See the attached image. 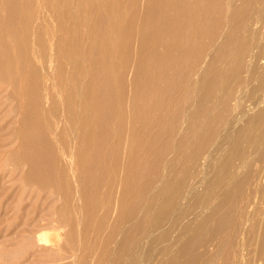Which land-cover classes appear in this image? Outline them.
<instances>
[{
  "label": "bare ground",
  "instance_id": "bare-ground-1",
  "mask_svg": "<svg viewBox=\"0 0 264 264\" xmlns=\"http://www.w3.org/2000/svg\"><path fill=\"white\" fill-rule=\"evenodd\" d=\"M40 5L0 0V94L9 99L2 114L12 118L2 146L21 182L12 206L28 183L36 195L45 189L38 217L30 221L35 225L60 201L49 219L77 232L71 250L65 244L70 264L83 262L80 235L100 246L95 264L122 258L143 264L167 223L200 207L175 239L171 228L165 230L173 242L155 252L157 264H264V69L247 92V77L264 56V0H43L50 31L35 25ZM23 63L29 66L24 73ZM65 64L67 92L51 91L56 78L62 85ZM249 92L255 99L247 102ZM48 98L70 127L79 123L67 147L58 123L41 120ZM184 102L190 112L166 154L170 140L161 145L164 138L150 132L171 130ZM106 135L118 137L114 152L105 148ZM211 159L219 166L206 178ZM13 173L1 179L10 182ZM18 231L25 235L24 228ZM29 237L33 251L50 253L40 260L52 264L57 238L42 228Z\"/></svg>",
  "mask_w": 264,
  "mask_h": 264
},
{
  "label": "rangeland",
  "instance_id": "rangeland-1",
  "mask_svg": "<svg viewBox=\"0 0 264 264\" xmlns=\"http://www.w3.org/2000/svg\"><path fill=\"white\" fill-rule=\"evenodd\" d=\"M40 2H41L40 12L38 15V19L35 22V25L37 27L39 25V28L41 29V31L42 30L50 31V28L52 26V23L50 21V17L47 15L45 16L44 13L46 12V9L43 5V0H40ZM34 4H35V1H34ZM33 6H35V5H33ZM75 9L77 10V9H79V7L75 8ZM78 14H79V12H78ZM32 19H33V16H32ZM222 21H223V18H222ZM31 24H30V27H31ZM54 24H55V21H54ZM78 28H79V26H78ZM81 29H82V27H81ZM220 31H221V26H219V28L217 27L216 31L212 35L210 42H209V46L217 38ZM56 35H57V29L55 30V37H56ZM42 36L44 37V35H42ZM263 43H264V26L261 28V45ZM25 44H26V50H31V43L28 39H27ZM205 51H206V48L203 50L202 55L197 58L196 65L194 67L195 69L199 67V64L202 60V57H203ZM257 52H258V50H257ZM42 53H43V49L40 51V54H42ZM259 58L261 59L259 61V63L256 65H253V67H252V70H255V72L254 73L250 72V74L247 77L248 82H250L248 84L247 92L250 90L252 85H254L258 82V78L260 76V73L262 76L263 69H264V56H261ZM42 59H43V62L45 63L44 56H42ZM68 67L69 66L66 65V68L64 69V71H62L63 72V74H61V77L63 79V80H61L62 85L60 83V79L56 78L58 80V85L54 86V88L52 87L51 91H54L58 87V89H62L63 94H65L67 92L66 89H68L69 85L71 84V79L69 78V75L67 76ZM28 68H29L28 64L23 63L22 66L19 68V71L24 73V72L28 71ZM44 74H46V72ZM3 80H4L3 77L0 76V90L5 87V81H3ZM81 80H82V77H80L75 83L76 92H79V90H80L79 89L80 88L79 83ZM48 83H51V82L48 81ZM192 83H194V78H192V80H191V84ZM23 85H24V79H23ZM51 86L52 85H50L49 87H51ZM72 89H73V87H72ZM50 94H51V92H50ZM254 99H255L254 94L250 93V92L246 98H243V100H245L247 102L253 101ZM8 101H9V99H5L3 97V95L0 94V264H6V263L7 264H14V263H17V264H46L44 261L40 260L42 258L40 256H46L49 258L50 253L44 254L41 252L33 251L34 247H32V238L29 237L33 233H38V230L40 228L44 229L45 231L46 230L50 231L51 232V238H57V241H55V243L57 242L58 245L54 244V247L56 246L57 248L55 250H53V252L51 253V257H50V260L53 261L52 264H70V261H71V257L69 256L70 252L67 251L68 247L65 248V244L69 243L70 247L68 250H71V246H73V244H75L77 232L75 231L73 225L72 226L66 225L64 227L61 226L60 228H58L60 226V224L63 225L64 223H59L57 221V219H54V220L49 219L50 214H51L50 218H53L56 216L54 213V208L59 206L60 201L56 202L55 205H52L53 207L50 211L49 210L43 211L42 212L43 218L42 219L40 218L41 221L40 220L37 221V224H35V225H34L35 222L32 225L30 223V221H31L33 216L38 217V213L40 212L39 206H40L41 202H43V199H44L41 196H43V197L46 196V193H44L45 189L43 190V193L41 192L43 195H39V194L36 195L35 191L30 192V190H31L30 188L33 187V184L28 183L27 185H25L26 186V188H24L25 190L22 191L23 192L21 195L22 197L18 198L17 204L14 203L15 205L12 206L13 205L12 201L16 202L15 198L19 197L18 194H20L19 190H20L21 182H20V179H18L16 177V171L18 168H15L16 165L13 167V165L11 164V162L9 160V156L7 155L8 154L7 150L6 151L3 150L5 148V145L2 146V144L5 142L4 139L2 140V138H4L5 134H6V136L8 135L6 132H9V131H5L4 127L7 126L12 119V118L9 119V113H7L6 115L2 114L6 110L5 107H7V106L9 107ZM17 102H18V104H20L22 102V99H21L20 95H18V94H17ZM17 102L15 101V105H18ZM51 102H52V99L48 98L46 106H44L43 108L41 107L42 108L40 111L41 120H44V117H45V119L49 120L50 122L56 121L58 123L57 130L61 134L60 140L63 142V145H65L67 147L68 143L70 142L69 139L71 138V136L73 134L79 132V130L77 129V126L79 123L75 122V123H73V126L70 127L69 122L65 121V118H61V116H60V106L58 104H56L53 108L49 105ZM243 104H244V102H243ZM48 107H49V109H48ZM50 107H51V109H50ZM190 107H189V104L187 102H184L183 104L180 105V107H177V117L175 118L176 122H175V120L171 121V125H173L171 130H168V129L167 130H161V129H152L151 130L150 135H149L150 137L154 134H158V135L162 136V138H164L162 141H160L161 145L166 140L167 141L170 140V146H169V149L168 148L166 149V154L170 153V150L172 148L171 147L172 141L178 136V131H179V128L181 126V121L185 116H187L189 114ZM15 119H16L15 124L17 125V123H16L17 118H15ZM168 121H170V118H167L166 120L163 121V123H164L163 126H167ZM10 130H11V128H10ZM11 134H12V131H11ZM105 137L107 138V141H105V144L107 146L105 148H109L110 151L112 149L111 152H114L117 149V147L115 148V146H114V142L117 141L118 137L113 136V135H111V136L106 135ZM148 146H149L148 157L151 158V156H152L151 142H148ZM156 150H158V147H157V149H155V151ZM262 151H263V149L261 150V152ZM254 157H252V158H254ZM163 160H164V157L162 158L160 164H162ZM210 163L211 164L208 165V168H207L208 173L206 175V178L211 177L219 166L217 160H215V159H211ZM20 164L21 163H17V166ZM261 165H263V163H261ZM261 165H259V167H261ZM12 168H13V171L15 173L14 180L10 181L11 183L6 181V180L3 181L1 179V177L5 173H7L9 170H11ZM159 173H160V171H159ZM158 176L159 175H157L155 177V179ZM12 182H13V184H12ZM2 183L4 184V188H6V186H8V188L5 189V192L7 191L6 193H8L11 191L9 194H12V196L11 195L8 196V194H7L8 197L6 196V194L3 191L4 188H3ZM11 185H13V186L10 188ZM34 186H35V184H34ZM99 188L101 191L107 189V194L110 193V195H108L110 198H112L114 196V192L109 188V186L101 184L99 186ZM7 189H9V191ZM17 190H18V193H17ZM34 196H36L37 198ZM6 198H8L10 200V202H7ZM35 198L36 199L40 198V200L36 201ZM33 201L36 202L35 203L36 205L34 204ZM7 203L8 204L10 203L9 204L10 207L8 206ZM191 203H192V197H189L188 199L185 200L183 210L188 209L189 205ZM5 205L7 206V208L8 207L9 208L8 209L5 208L6 207ZM28 205H29V208L27 209L26 207ZM30 206H32V207H30ZM41 206H42V204H41ZM33 208H36V209L38 208V209L36 210ZM200 208H197L195 213H192L191 215L189 214L186 217H183V214H182L176 223H174L173 220L169 221L167 223V226L162 230L163 234H160L158 236V238L156 240H154V242L152 243L153 248L155 247L156 250H152L153 251V252H151L152 255L150 254L148 256L150 258H147V256H146V259H149L148 260L149 262L145 259V262L144 263L142 262V263L143 264H147V263L157 264L160 261V259H159V256L156 255L155 252L159 251L160 248L163 246V244H168V242L169 243L173 242V238L176 237L175 235H178V233H179L178 231L181 228H183L185 226V224L187 223V218L191 217L193 219V216L199 212ZM23 220H26L27 223L22 224L21 222ZM18 227H19V229H21V228L25 229V235L24 236H20V232L18 231ZM167 228H171L173 230L172 231L173 238L171 236V238H170L171 240L167 239L168 235L165 234V230H167ZM174 232H175V234H174ZM80 237H81L80 238L81 241L85 242V246L84 245L82 246L80 253H79V256L83 258L82 264H95V258L93 256V254L95 252H96V254L99 252L100 246L95 245L94 240L92 238L87 239V237L85 235H82V236L80 235ZM110 247H111V243L109 244V249H110ZM124 261H125V258H122L116 264H126V263H124ZM105 262H106V260L104 262H102L101 264H105ZM96 264H100V263L96 261ZM108 264H115V263L111 262Z\"/></svg>",
  "mask_w": 264,
  "mask_h": 264
}]
</instances>
